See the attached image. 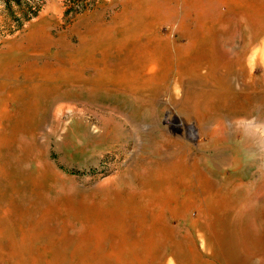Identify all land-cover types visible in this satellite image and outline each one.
Segmentation results:
<instances>
[{"label": "rangeland", "instance_id": "obj_1", "mask_svg": "<svg viewBox=\"0 0 264 264\" xmlns=\"http://www.w3.org/2000/svg\"><path fill=\"white\" fill-rule=\"evenodd\" d=\"M66 8V0H43L37 17L0 37V264H264V66L254 54L264 49L263 0H100L68 16ZM10 23L0 0V25ZM136 31L172 41L146 48L126 40ZM148 50L157 64L153 105L93 85L101 73L113 80L129 73ZM188 86L210 96L192 104L183 97ZM37 101H44L38 113ZM45 116L43 134L36 123ZM237 118L260 127L245 134L236 122L235 132ZM215 120L233 129L209 137L204 130ZM179 158L189 171L177 200L202 197L211 182L225 193L227 175L245 182L239 193L254 195L253 209L148 203L141 194L155 181L154 165ZM105 189L111 200L116 193L137 200L128 202L138 210L130 236L103 229Z\"/></svg>", "mask_w": 264, "mask_h": 264}, {"label": "bare ground", "instance_id": "obj_2", "mask_svg": "<svg viewBox=\"0 0 264 264\" xmlns=\"http://www.w3.org/2000/svg\"><path fill=\"white\" fill-rule=\"evenodd\" d=\"M148 27H150V26H148ZM261 27L260 28H261L262 32H264V22L262 23ZM140 28H142V27H140ZM39 29H40V27L38 25H34L33 26L32 34H31L32 40H33V44H37L39 42V40H41L40 37H38L37 35H35V32H38ZM212 32H213V30H212ZM212 32H211V34H212ZM130 34L128 33L129 36L127 37V39L125 38L127 41H129L132 38L135 41L136 44L137 43H142V45L145 46V47L146 46L149 47V46L153 45L154 43H163V42H165V43H171V41H172L171 40V38H172L171 36H169V35H161L160 33H155L153 31H148V32L136 31L135 33H130ZM122 38H124V37H122ZM144 38L146 40H143ZM205 38H206V36H205ZM202 40H203V38H202ZM202 40H200V42H202ZM205 40H207V39H204V42H205ZM124 42H126V41H124ZM123 44H125V43H123ZM196 45H197V43H195V42L189 44V46H193L192 48H195ZM176 47H179V46H176ZM216 49H217V47H216ZM115 50H116V48H115ZM254 54L256 55L257 60L260 61V64H262L264 66V49L258 50V48H257V50L254 52ZM240 55H241V53H240ZM218 56L219 55H217V58H218ZM153 59L154 58H153L152 51L151 50H148L147 51V54L146 55H143L142 58L136 59L134 57V63L132 61L130 63V66L128 67V68H132L133 70H131L129 73H125L126 75L124 74L123 76H120L119 79L113 80V79L109 78L108 76H105L104 73H101L100 77H98V79L94 82L93 85H106V84H111L116 89H126L128 91H131V92H133V93L136 94V96L139 98L140 101H143L144 103H148V104L153 105L152 99L155 96L154 95V92L156 90H158V86L154 84L155 82L153 83V79H152L153 78V75H154V73H155V71L157 69L156 68L157 67V64L154 63ZM125 64H126V62H125ZM179 65H180L179 66L180 67L179 72L181 74L182 71H184L185 67H188L187 60L182 61ZM252 65H255V64L252 63ZM208 67H209L210 70L214 71V68L215 67H213V64L212 65H209ZM119 68L121 69V67H119ZM202 68H203V64L202 63H196L193 66V69L198 70V71H200ZM244 69H245V67H241L240 69L237 68L238 74L244 73ZM71 72L73 73V75L75 76V78H76L77 81H81V80L84 79V77L82 76V73L81 72L76 71V70L75 71L74 70H71ZM120 74H122V72ZM127 75L130 76V78ZM164 75L166 76V74H164ZM176 76H178V75H176ZM248 77H249V75H248ZM260 78H262V76ZM162 80H163V77H162ZM38 81H39L38 82L39 85H37L35 87H38L39 86L41 88V90H43V86H45V84L43 82H41L42 79H39ZM209 96H210L209 93H206V92H203L202 93V92L194 89L192 86H188L183 97H184V99H188V102H190V100H191L192 104L193 103H199L200 104L206 98H208ZM262 101L264 103V96L262 98ZM43 103H44V101H37L34 104V106H32L33 107V110L36 113H38L42 109ZM48 120H49L48 117L45 116L43 119H40V121L38 123H36L37 124L36 127L43 134L45 133L44 131L47 130V121ZM102 122H103V124H104L105 127H108L109 125H113L114 124V122L112 121V119H104V120H102ZM236 122H238V124L239 123H241V124L243 123V126L245 127V130H244V133L245 134L247 133L248 130L254 132L253 128H250L249 129L250 126H252L254 128L255 127H260V126L255 125V122H252V121L251 122H247L245 118H237V119H235V121H232L231 122L232 124L230 123L233 126V128L235 129V132H238L237 131V128H239L237 125L236 126L234 125V123H236ZM215 123H216V125H214V126L211 125V126L205 128V130H204V133L208 134L209 137H213V138H217V137H220V136L221 137H225L231 131V129H233V128L229 129L225 125L220 126L219 120H217V121L215 120ZM218 125L221 127L220 130L217 129ZM19 126H20V124H19ZM31 127H32V125H31ZM262 131L264 132V128L262 129ZM200 134H202V133H200ZM261 140H262L261 141V145L262 146L259 145L260 148L263 147V142H264L262 138H261ZM205 145H206V143L205 144H202V146H205ZM185 160H186L185 158H179L177 161L174 160L173 162L171 161L170 163L163 164L161 168H157V166L154 165V169H153L154 171L152 172V175L156 176L155 181H154V179H153V183H151V181H147V183L144 184V186H143V189L144 190H143V192L141 194V195H143V197L145 198L146 201L148 200V203H151V204L152 203H156V204L157 203H160V205H164V207L175 204L180 209L189 208L190 205H194V204H199V205L201 204V205H204V206L205 205L206 206H218V207L244 206V207H248V208H252L253 209V207L249 203H251V201L253 199L252 196H254V195L253 194L252 195L251 194H248V195H245L244 194V195H242L241 193H239V191L245 186V182L244 181H240V180H238L236 178H231V176H227V175H225V179H224L225 184L227 186V190L225 191V193L222 190V188L219 191H216L215 189H217V187H216L215 182H211V183L208 184V187H207L206 192L205 193H202L203 191H205V188L201 192V194H203L202 197H199L198 194L197 195L196 194H193L191 196H187L186 198H184V200L182 202H180L179 200H177L176 196L174 195V191L179 188V183L182 180H184L185 183L187 181V179L185 178V176H188L186 171H189V169L187 167L188 164H187V162ZM132 165L133 164L129 165L128 168H127V170L131 169L132 168ZM123 177L128 178V174L124 175ZM170 187H173L174 189L171 191L170 190L171 189ZM107 191L108 190L105 189L102 192V194L108 193ZM131 195H133V194H131ZM110 196L111 195H107L106 194V197H105V198H107V199H105V202H107L108 199L111 201V203H108V213L105 214V215H102V217L99 216V217H101L100 219L102 220V223H104L103 229H106V228L114 225V227L116 226L117 228H119L118 230H119L120 233H117V235H120L121 236V233H122V235H127L128 236L129 235V230L132 227L131 222L136 218V216L138 214V212H137L138 210L136 211V209L133 208V207H131L132 205L130 203H128V202H131L132 203V202L137 201V200L132 201L131 198L128 199L127 195L122 196L119 193H116V196H115L116 199L113 198L111 200V197L112 196L111 197ZM196 196L199 197V198L196 199ZM136 197H138V196H136ZM122 202H124V204ZM128 209H129V211H128ZM141 210H142V208H141ZM186 211H187V209H186ZM100 219H98V221H100ZM96 220H97V218H96ZM144 221H145V219H144ZM98 225L100 226V224H98ZM248 229H250V228H248ZM98 230H100L99 227H98ZM63 232H65V231H63ZM67 233H68V231H67ZM87 234H90V233H87ZM69 236L71 237V235H69ZM89 237L90 236L88 235V237H86V238H89ZM65 238H67V237H65ZM197 264H198V262H197Z\"/></svg>", "mask_w": 264, "mask_h": 264}, {"label": "trees", "instance_id": "obj_3", "mask_svg": "<svg viewBox=\"0 0 264 264\" xmlns=\"http://www.w3.org/2000/svg\"><path fill=\"white\" fill-rule=\"evenodd\" d=\"M98 1L100 0H66L65 15H77L93 9ZM2 2L7 16L11 18V23L7 25L8 27L0 25V37L19 31L27 21L37 17L42 9L43 0H2Z\"/></svg>", "mask_w": 264, "mask_h": 264}, {"label": "crops", "instance_id": "obj_4", "mask_svg": "<svg viewBox=\"0 0 264 264\" xmlns=\"http://www.w3.org/2000/svg\"><path fill=\"white\" fill-rule=\"evenodd\" d=\"M263 2H264V0H263Z\"/></svg>", "mask_w": 264, "mask_h": 264}]
</instances>
